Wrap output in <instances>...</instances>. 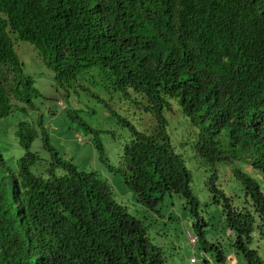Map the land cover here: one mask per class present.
I'll return each mask as SVG.
<instances>
[{
  "label": "trees",
  "instance_id": "16d2710c",
  "mask_svg": "<svg viewBox=\"0 0 264 264\" xmlns=\"http://www.w3.org/2000/svg\"><path fill=\"white\" fill-rule=\"evenodd\" d=\"M17 42L38 51L57 88L98 67L115 90L146 99L156 128L150 134L127 124L131 136L110 166L115 175L152 211L179 196L198 245L215 250L219 264L226 248L211 242L224 230L235 255L264 264L254 248L264 242V192L255 179L264 177V129L251 122L264 89V0H0V122L35 111L39 96ZM173 103L197 128L195 151L212 169L205 185L218 221L199 212L192 172L166 131ZM34 122L38 128L21 121L6 131H16L18 152L9 157L0 130V239L41 264H165L164 248L114 198L108 180L62 157L43 116ZM85 128L107 162L97 131ZM220 165L237 190L228 192Z\"/></svg>",
  "mask_w": 264,
  "mask_h": 264
},
{
  "label": "rangeland",
  "instance_id": "374dc122",
  "mask_svg": "<svg viewBox=\"0 0 264 264\" xmlns=\"http://www.w3.org/2000/svg\"><path fill=\"white\" fill-rule=\"evenodd\" d=\"M15 48L24 63V73L35 79V88L39 96L34 98L35 111L17 112L0 122L2 134L9 130V125L15 124L17 127L21 121H27L29 126L38 128L34 120L43 116L47 134L62 157L76 164L81 170H95L103 179L108 180L114 198L127 207L130 215L145 223L152 243L164 248L165 264H219L215 250L200 248L199 241L197 246L188 241V235L190 233L194 235L193 218L190 216L191 209L183 206L184 201L182 202L179 196L167 195L159 211H152L137 202L122 177L119 174L115 175L110 167L116 166L118 154L131 136L127 121L138 131L145 133L152 134L156 128V117L145 109L147 103L144 98L131 89L115 90L112 81L104 78L98 67L88 68L80 73L67 89L57 88L53 73L40 60L38 51L31 44L17 42ZM173 107H175L173 113L167 117L169 120L167 131L172 144L192 172L193 182L190 186L199 199V212L207 213L209 210L218 221L222 216L220 209L208 206L209 192L205 185L207 178L212 174V169L195 151L194 136L197 128L192 126L179 106L173 103ZM66 109L76 110L77 116L73 118ZM86 125L93 131L96 130L101 138L107 162L99 161L92 142L95 134L85 130ZM78 136H81L82 140L78 141ZM15 139V135L7 136L12 150L9 155L15 154ZM44 154L49 157L48 152ZM219 167L228 192L237 190L234 183L229 184L233 179L228 180L226 166ZM246 171L252 172V168L248 167ZM255 179L264 192V177L258 173ZM172 217L175 220L170 222ZM227 235L228 231L224 230L217 238L212 239L214 242L210 241L213 244L219 242L218 246L226 248L225 254L228 258L224 264H248L245 258L235 255L232 249L227 248ZM255 245L254 248H258L260 256L264 259V242L257 239Z\"/></svg>",
  "mask_w": 264,
  "mask_h": 264
},
{
  "label": "clouds",
  "instance_id": "9594fccd",
  "mask_svg": "<svg viewBox=\"0 0 264 264\" xmlns=\"http://www.w3.org/2000/svg\"><path fill=\"white\" fill-rule=\"evenodd\" d=\"M257 95H258V97L255 98V102L260 103L262 105H261V107L259 105H253L252 106V107L259 108V111L251 112V116H252L251 122L255 126L256 129L261 131V129H264V114L261 115L262 110L264 112V89L261 90L259 93L257 92ZM62 100H64V99L62 98ZM173 109H175V107H173ZM172 113H173V111L170 114H172ZM9 128L15 129L16 125L11 124V125H9ZM15 134H16V131H13L11 133H7L5 131L2 135L6 137V141H7L8 135H15ZM15 138H16V135H15ZM80 140H82V138H81V136H78V141H80ZM14 148H15L14 153L16 154L18 152V150L16 149V139H15ZM9 149L10 150H8V149L6 150V154L8 157L10 156L9 152L12 151L11 146H9ZM19 252H20V248H13L10 241H5L3 239H0V264H39L40 259L37 255H35V256H31V254H27L26 256H25V254H22V255L19 254L18 255ZM40 254L43 255L45 253L40 252ZM11 258H14V259L10 260ZM21 259H22V261H19Z\"/></svg>",
  "mask_w": 264,
  "mask_h": 264
},
{
  "label": "bare ground",
  "instance_id": "6f19581e",
  "mask_svg": "<svg viewBox=\"0 0 264 264\" xmlns=\"http://www.w3.org/2000/svg\"><path fill=\"white\" fill-rule=\"evenodd\" d=\"M144 101L147 103V101H146V99H144ZM151 111V110H150ZM155 116V115H154ZM156 121H157V119H156ZM127 124H129V122L127 121L126 122ZM131 125V124H130ZM133 126V125H132ZM168 127H169V125H168ZM137 130V129H136ZM167 130H168V128H167ZM166 130V131H167ZM169 134V133H168ZM72 164H74V163H72ZM188 238H189V242L192 244V245H194V246H196L197 245V237L196 236H194V235H192L191 233L188 235ZM39 264H41V263H39Z\"/></svg>",
  "mask_w": 264,
  "mask_h": 264
}]
</instances>
